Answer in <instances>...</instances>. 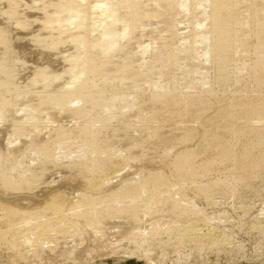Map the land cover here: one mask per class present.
I'll return each instance as SVG.
<instances>
[{
  "label": "rangeland",
  "instance_id": "obj_1",
  "mask_svg": "<svg viewBox=\"0 0 264 264\" xmlns=\"http://www.w3.org/2000/svg\"><path fill=\"white\" fill-rule=\"evenodd\" d=\"M112 1L114 7L115 3L123 2L117 7L118 19L128 16L130 10L125 0ZM203 8L209 11V3ZM195 10L192 11L191 6L188 12L178 16L176 21L180 23L169 32L159 19H150L151 24H159L145 27V31L157 33L159 40L150 44L143 67L139 69L147 78L136 85L129 77L117 81V87L105 95L118 100L109 110L96 109L91 118L78 119L67 113L81 108L82 103H71L64 108L53 104L48 111L42 107L40 110L48 115L40 116L30 107L32 102L28 94L19 96L18 119L27 118L26 122L38 123L44 133L55 126L84 125L92 131L101 129L100 138L110 145L109 154L101 157L112 161L116 170L114 167L113 178L110 176V181L104 183L95 197L118 185L136 184L138 171H148L150 162L161 176L155 190H147L133 203L145 205L138 223L117 227L119 218L114 219L112 225L100 222L95 241L83 230L79 231L59 247L54 242L47 243L46 247L54 249L53 254L30 264H264V139L258 145H253L249 139L252 129H264V119L246 118L252 105L264 102V86L255 82L254 76L264 71V55L256 48L254 27L248 13L243 12L244 27L252 31L233 45L232 55L221 66L228 78L219 81L220 67L209 55H204L210 44L209 41L201 43V34L206 29H192L203 18L202 9ZM91 17L96 24L102 19L97 15ZM116 24L115 28L119 27L121 20ZM142 30L143 27L136 28L139 35ZM176 31L184 33L183 40L170 45L164 54L160 42ZM158 55L161 58L156 61L154 57ZM141 91L175 98L181 95L192 100L177 101L153 112L141 101ZM223 113L231 121L225 123L223 117H219ZM127 119L131 123L124 127ZM4 125L0 118V128ZM188 130L193 137L188 138ZM164 135L171 138L167 146L159 142V137ZM224 140L228 142L229 158H222L224 150L220 151ZM244 146L248 147L245 154L242 152ZM64 147V154L57 155L50 165L52 171L64 170L74 163H87L98 156L78 153L75 138L65 142ZM187 154L192 155L191 167L211 164L192 175L188 174L187 167L176 169V159ZM8 155L14 166L9 175L17 184L20 174L30 180L32 171L44 161L43 156L35 157L32 152L18 151ZM52 171L37 181L35 190L40 193L37 197L46 190L59 189L66 181L52 175ZM69 194L70 199L78 197ZM129 201L125 199L118 206L127 207L132 204ZM26 208L24 210L35 211ZM190 224H198L201 233L210 234V237L181 236ZM131 232L142 235H131Z\"/></svg>",
  "mask_w": 264,
  "mask_h": 264
},
{
  "label": "bare ground",
  "instance_id": "obj_2",
  "mask_svg": "<svg viewBox=\"0 0 264 264\" xmlns=\"http://www.w3.org/2000/svg\"><path fill=\"white\" fill-rule=\"evenodd\" d=\"M112 3V0H0V118L5 122L0 128V264H30L52 255L54 249L46 247L47 243L54 242L59 247L82 230L95 241L100 222L111 224L119 218L117 227L138 223L145 205L133 203L147 190H155L161 177L150 162L148 171H138L136 184L118 185L95 197L104 183L110 181L115 167L112 161L101 157L108 155L110 148L107 140L100 138L101 129L92 131L84 125L55 126L44 133L38 123L26 122L27 118L18 119L17 113L21 109L17 105H20L21 94L30 96V107L40 116L47 114L45 111L53 104L64 108L71 103H82L81 108L67 113L78 119L91 118L96 109H111L118 100L105 95L117 87V81L129 77L136 85L147 78L139 69L143 67L150 44L159 40L157 33L145 31V27L159 24H151L150 19H159L169 32L180 23L176 21L177 17L188 12L191 6L192 11L202 9L203 18L192 29H206L201 34V43H210L204 55H209L220 67L219 81L228 78L221 66L232 55L233 45L252 31L244 27L243 12L248 13L254 27L256 48L264 55V0H125L130 13L121 19L116 14L117 7L123 2L115 3V7ZM205 3H209V11L203 8ZM92 15L102 16L98 24ZM119 20L122 24L115 28ZM140 27L143 30L139 35L136 28ZM180 32L176 31L160 42L164 54L170 45L183 40L184 33ZM123 40L127 41L122 44ZM160 58L161 55L154 57L156 61ZM254 76L255 82L264 86V71ZM64 78H67L65 82ZM141 92V101L153 112L177 101L192 100L181 95L175 98L164 93ZM42 107L45 111L40 110ZM219 117H223L225 123L231 121L225 113ZM251 117L264 119V102L248 109L246 118ZM124 123L127 127L131 121L127 119ZM234 125L237 127L236 123ZM187 132L190 138L192 131ZM71 138L76 139L78 153L98 156L87 163H74L64 170L52 171L50 165L57 155L64 154V143ZM249 139L253 145H258L264 139V129H252ZM159 142L167 146L171 138L164 135L159 137ZM219 147L220 151L224 150L222 158H229L228 142L224 140ZM18 151L43 156L44 161L32 171L30 180L20 174L17 184L9 175L14 166L10 164L8 154ZM242 152L247 153L248 147L244 146ZM191 161L190 154L178 157L174 167H187L188 174L192 175L197 169H205L211 164L207 162L194 168L190 166ZM50 171L66 181L59 189L46 190L37 197L40 193L35 190L36 183ZM68 193L76 194L77 199H70ZM125 199L132 204L118 206ZM186 228L181 236L190 239L210 237V234L201 233L198 224ZM138 233L130 234L142 235ZM82 254L80 251L79 255Z\"/></svg>",
  "mask_w": 264,
  "mask_h": 264
}]
</instances>
